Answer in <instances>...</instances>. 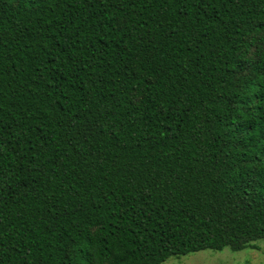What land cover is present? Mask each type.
<instances>
[{
	"label": "trees",
	"instance_id": "16d2710c",
	"mask_svg": "<svg viewBox=\"0 0 264 264\" xmlns=\"http://www.w3.org/2000/svg\"><path fill=\"white\" fill-rule=\"evenodd\" d=\"M262 240L264 0H0V264Z\"/></svg>",
	"mask_w": 264,
	"mask_h": 264
},
{
	"label": "rangeland",
	"instance_id": "374dc122",
	"mask_svg": "<svg viewBox=\"0 0 264 264\" xmlns=\"http://www.w3.org/2000/svg\"><path fill=\"white\" fill-rule=\"evenodd\" d=\"M257 249L231 252L205 250L180 257H171L163 264H264V240L256 242Z\"/></svg>",
	"mask_w": 264,
	"mask_h": 264
}]
</instances>
